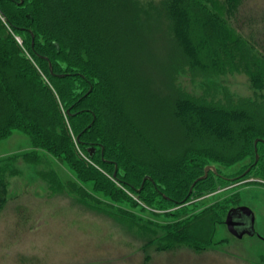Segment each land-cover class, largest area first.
I'll return each instance as SVG.
<instances>
[{"label": "rangeland", "instance_id": "rangeland-1", "mask_svg": "<svg viewBox=\"0 0 264 264\" xmlns=\"http://www.w3.org/2000/svg\"><path fill=\"white\" fill-rule=\"evenodd\" d=\"M107 1L112 3L106 15L79 14L84 21L79 35L81 41L91 40L93 49L85 42L86 49L100 51L101 93L110 123L123 114L115 131L126 140L127 155L155 166L160 160H179L187 147L193 148L183 126L189 118L184 124L175 114V102L183 98L244 110L264 129V88L252 87L243 66L214 74L190 68L168 14L171 0ZM208 1L226 17L225 0ZM239 19L240 28L230 21L228 26L264 43V0H245ZM29 43L33 37L30 41L11 30L0 17V123L5 129L9 112L16 110L13 103L19 97L27 101L32 92L31 79L19 67L21 60L35 67ZM39 43L46 52L54 51L45 38ZM78 49L55 56L59 70L70 61L90 68L86 50ZM17 71L25 77H17ZM41 80L52 87L45 73ZM23 129H12L0 140V198L5 197L0 204V264H264V243L255 236L237 239L224 223L237 206L264 222L263 143L257 146L255 165L253 155L229 165L213 164L218 176L209 171L206 188L192 187L176 204L147 183L137 191L124 189L128 200L108 197L93 182L79 180L62 156L51 154ZM112 173L105 175L114 181Z\"/></svg>", "mask_w": 264, "mask_h": 264}, {"label": "trees", "instance_id": "trees-1", "mask_svg": "<svg viewBox=\"0 0 264 264\" xmlns=\"http://www.w3.org/2000/svg\"><path fill=\"white\" fill-rule=\"evenodd\" d=\"M244 2L225 0L226 17L221 18L212 1L171 0L168 14L174 23L176 42L190 68L214 74L223 72L226 67L243 66L252 87L259 90L264 88V43L255 41L252 36L245 38L228 26L230 21L239 27L238 18ZM111 3L107 0H0V17L10 29L30 41L33 37L29 50L35 62V67L24 60L19 65L31 79L32 92L29 93L33 101L19 97L13 103L16 110L9 112L10 119L5 122L10 126L6 124L5 129L0 123V140L12 129L27 128L40 141L41 147L54 156H62L79 180L93 182L96 190L108 197L128 200L125 190L133 192L147 183L158 196L180 204L206 166L229 165L254 156V140H264V129L258 127L253 116L244 110H226L183 98L175 102V114L182 123L184 118H189V123L183 126L193 148L187 147L179 160L169 163L160 160L155 166L141 165L133 153L127 155L126 140L115 131L123 114L114 115L115 120L110 123L106 97L101 93L100 51L94 54L89 44L91 40L81 41L84 39L79 35V28L84 23L79 14H93L92 18L106 15ZM13 4L19 7L15 8ZM40 38H45L54 51L46 52V45L39 43ZM90 39L94 41V36ZM85 42L91 46L89 49L85 48ZM80 45L86 50L88 61L91 60L90 68L70 61L66 62V70H59L62 68L55 56L64 51L75 53ZM7 57L11 58L8 54ZM41 73H45L53 89L43 83ZM17 77L25 76L17 71ZM76 85L81 87L79 91H76ZM222 124L226 126L222 127ZM89 148H94L91 155ZM80 150L89 159L84 158ZM93 163L99 164L104 172ZM131 167L135 171L129 174ZM115 168L113 181L105 174L110 176ZM120 171L125 174L121 176ZM145 176L152 182H143ZM205 179L197 181L193 190L201 185L205 187L208 180ZM4 198H0L1 205Z\"/></svg>", "mask_w": 264, "mask_h": 264}, {"label": "water", "instance_id": "water-1", "mask_svg": "<svg viewBox=\"0 0 264 264\" xmlns=\"http://www.w3.org/2000/svg\"><path fill=\"white\" fill-rule=\"evenodd\" d=\"M258 142H260V143H264V140H262V139H256V140H254V143H253V145H254V163H253V165H255V163H256L257 160H258V154H257V148H256ZM93 151H94V148H89V149H88L89 155H91V153H92ZM210 170H211L214 174H217V172H216V170H215V167L210 166V165L206 166V167L204 168V174H203L202 176L198 177V178L193 182V184L191 185V187H190V189H189V193L191 192L193 185H194L197 181L204 180V179L207 177L208 172H209ZM113 176L115 177V172L113 173ZM146 179H150V178H149L148 176H145V177L143 178V181H145ZM189 193H188V195H189ZM239 209H240V210H243L246 214L251 213V211H250L249 209L245 208V207H240ZM233 211H234V209L230 210V211L227 213L224 223H225L226 228H227V230H228V232H229L230 234H232L233 236H235V237H237V238H241V237L243 236V233H238V232L236 231V225H237V224L233 221V217H232ZM252 231H253V230H252ZM252 234H253V233H252Z\"/></svg>", "mask_w": 264, "mask_h": 264}, {"label": "flooded vegetation", "instance_id": "flooded-vegetation-1", "mask_svg": "<svg viewBox=\"0 0 264 264\" xmlns=\"http://www.w3.org/2000/svg\"><path fill=\"white\" fill-rule=\"evenodd\" d=\"M258 159H259V156H258ZM257 162H258V160H257ZM114 172H116V168H115ZM115 176H116V173H115ZM223 179L227 180V178H223ZM145 181L152 182L151 178L148 180L146 179ZM134 191H137V190H134ZM240 207H242V206H237L235 208H231V209H234L232 217H233V221L237 224L236 225V231L238 233H243V236L241 238H243L244 236H248V237L255 236L256 239H259L260 241L264 242V237L262 235H260L256 231V229H255V231L253 229V222H254L253 213L246 214L243 210L239 209Z\"/></svg>", "mask_w": 264, "mask_h": 264}, {"label": "crops", "instance_id": "crops-1", "mask_svg": "<svg viewBox=\"0 0 264 264\" xmlns=\"http://www.w3.org/2000/svg\"><path fill=\"white\" fill-rule=\"evenodd\" d=\"M259 222L258 223V226H256V222ZM254 222H255V227H254V230L256 229V231L262 235L264 237V222L261 221L260 218H258V215L256 214L255 215V219H254ZM258 240L259 242H263V241H260L259 239H256ZM264 243V242H263Z\"/></svg>", "mask_w": 264, "mask_h": 264}]
</instances>
